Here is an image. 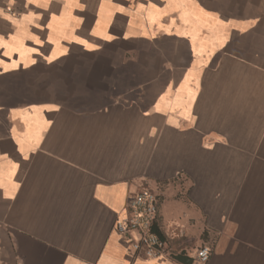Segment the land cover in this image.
Instances as JSON below:
<instances>
[{"label": "crops", "instance_id": "obj_1", "mask_svg": "<svg viewBox=\"0 0 264 264\" xmlns=\"http://www.w3.org/2000/svg\"><path fill=\"white\" fill-rule=\"evenodd\" d=\"M144 187L162 256L115 229ZM201 243L264 264V0H0V264Z\"/></svg>", "mask_w": 264, "mask_h": 264}, {"label": "built area", "instance_id": "obj_2", "mask_svg": "<svg viewBox=\"0 0 264 264\" xmlns=\"http://www.w3.org/2000/svg\"><path fill=\"white\" fill-rule=\"evenodd\" d=\"M125 211V216L116 221L115 229L126 236L131 248L147 257L166 254L167 243L154 230L158 211L157 194L151 189H140L130 196ZM209 254V246H200L196 250V259L203 264Z\"/></svg>", "mask_w": 264, "mask_h": 264}, {"label": "trees", "instance_id": "obj_3", "mask_svg": "<svg viewBox=\"0 0 264 264\" xmlns=\"http://www.w3.org/2000/svg\"><path fill=\"white\" fill-rule=\"evenodd\" d=\"M145 188H147V187H145ZM147 189H149V188H147ZM157 215H158V211H157ZM157 215H156V219H157ZM155 222H156V220H155ZM155 224H156V223H155ZM154 230L158 233L159 236L162 235V234H161V231H160V229L158 228L157 225H154ZM160 237H161V236H160ZM161 238H162V237H161ZM173 257L176 258V259L179 260V261L184 262V260H183V256H182V253H175V254H173Z\"/></svg>", "mask_w": 264, "mask_h": 264}, {"label": "rangeland", "instance_id": "obj_4", "mask_svg": "<svg viewBox=\"0 0 264 264\" xmlns=\"http://www.w3.org/2000/svg\"><path fill=\"white\" fill-rule=\"evenodd\" d=\"M144 188H145V187H144ZM141 189H142V188H141ZM170 245H171V244H170ZM170 245H169V246H170ZM203 245H204L203 243L200 244V246H203ZM172 246H173V248H172L171 250H172V251L174 250V252L177 251V248H178V247L181 248V249L184 247V245H172ZM200 246L197 245V246H192V247H193L194 249H195V248L197 249V248H199ZM174 248H175V249H174ZM167 249H168V246H167ZM178 250H179V249H178ZM177 252H178V251H177Z\"/></svg>", "mask_w": 264, "mask_h": 264}]
</instances>
